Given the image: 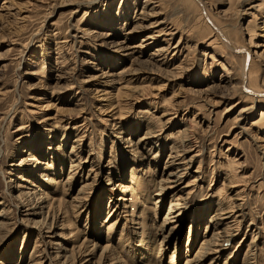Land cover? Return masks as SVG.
Segmentation results:
<instances>
[{
	"label": "rangeland",
	"instance_id": "1",
	"mask_svg": "<svg viewBox=\"0 0 264 264\" xmlns=\"http://www.w3.org/2000/svg\"><path fill=\"white\" fill-rule=\"evenodd\" d=\"M204 1L208 15L231 42L250 47L252 36L256 77H262L264 0H236L231 6L227 0ZM142 4L0 0V264H59L65 254L61 248L69 256L84 239V249L94 244L90 264H140V231H147L151 221L152 229L159 227L169 196L183 191L191 179L197 191L185 203L174 234L162 244L163 259L172 256L169 264H183L198 251L216 209L240 204V227L215 264H243L252 246L255 264H264V129L251 127L255 112L243 121L235 118L246 105L234 93L235 80H229L237 78L240 60L222 53L215 41L208 45L211 35L201 28L199 12L188 0H160V13L150 16L142 13ZM156 21L165 23L157 29L172 26L177 31L173 45L183 39L181 51L165 61L151 56L159 45L165 46L162 40L134 48ZM137 25L140 29L125 39V32ZM216 61H223L225 68ZM148 132H153L152 142L141 144L135 156L129 154L125 140L137 141ZM28 156L36 161L20 164ZM70 161L81 172L77 170L68 189L63 181ZM91 166L99 174L94 182L87 171ZM42 171L58 182L56 189L41 180ZM166 171H180L182 178L153 208V179ZM87 183L90 190L81 192L86 196L83 213L74 216V201L81 200L78 191ZM36 187L49 200H61L56 219L50 216L57 213L53 208L47 216H25L26 209L40 212L37 202L33 210L22 204L24 194ZM110 211L118 217L107 224ZM191 217L195 239L188 234ZM67 218L68 226H63ZM58 241L63 245L55 250ZM158 245H153L154 255ZM116 253L118 261L112 260ZM148 260L146 264L153 261Z\"/></svg>",
	"mask_w": 264,
	"mask_h": 264
},
{
	"label": "bare ground",
	"instance_id": "2",
	"mask_svg": "<svg viewBox=\"0 0 264 264\" xmlns=\"http://www.w3.org/2000/svg\"><path fill=\"white\" fill-rule=\"evenodd\" d=\"M132 1H135V0H132ZM159 1L160 0H143V4L140 7V10L142 11L143 14L146 13V16L156 15V14L160 13ZM188 1L199 12V16L201 17V28L206 33L211 35L210 38H212V41L209 42L208 45H210L212 42L215 41L216 44L218 43L217 46H219L222 53H227L228 56H230V55L237 56L240 60V67H239V72L237 74V78H229V80H235V83L232 86L234 89V93L235 92H236V94L238 93L240 96V99L243 102H246V105L243 107L241 106L242 108L240 110H238L237 116L235 118L238 117L241 119V121H243L248 116L249 113L255 112V114H257V115H256L255 119H252V121L250 123L251 127L256 128L255 129L256 131H259V129H261V128L264 129V70L262 71V74H263L262 77L260 75H259L260 77H256L257 67H255L256 65L254 64L253 57H252L255 54L252 50V48H254L255 45H254V47L252 45L253 44L252 40H251L252 36L250 37V42H249L251 44L250 47L245 46V45H238V44L231 42L230 39L225 34V32L218 25H216L214 23L213 19L208 15V11L206 9L207 5H206V2L204 0H188ZM234 1H236V0H227L228 5H230V6L233 5ZM90 3H93V2H90ZM255 8H258V6H256ZM134 11H135V9H134ZM148 11L151 14H147ZM162 22L163 21H156V22L150 23L149 28H152V29L153 28L154 29L160 28L162 26V24H165ZM137 29H140L139 25H137V26L133 27L132 29H130L129 31L125 32L126 34H128V36L125 35L124 38L127 39L129 37V34H131V33L133 34V32H136ZM153 30L151 31V33H148V35L144 39H142L141 43L139 45L135 46L134 48L140 49V48H145L146 46L149 47L150 44H153L154 42H157L158 40H162L164 42L163 44L165 46L159 45L156 49H154V53L151 56L162 57V59L164 61L167 58V56H169L170 53H171V56H174V54L181 51V46L183 45V39L181 37H179L178 40L176 41V43L173 45L172 41L175 38L174 36L176 35L175 33L177 31L174 28H172V26H170L169 28L167 26H164L163 29H157L154 31ZM104 36L108 37L109 35L104 34ZM182 48H184V47H182ZM137 52L139 53L140 51L137 50ZM204 55L208 56V54H206V53L201 54V56H204ZM209 58H211V57H209ZM216 64L221 66L222 68H225V63L223 61L222 62L216 61ZM258 82H260L259 84H261L262 86L258 85ZM232 97H233V95H232ZM152 138H154L153 132L152 133L148 132V133H145L143 137L138 138L137 141L133 140L132 138L126 139L125 144H127L126 146L128 148V151H129L128 153L135 156L138 148L141 147V144H143L142 146L146 147V145H148L147 143L152 142V140H151ZM150 149H149V151H150ZM153 155H155V154H153ZM153 158H155V156H153ZM53 159H54L53 156H51L50 157L51 163H53V161H54ZM184 159L185 158H182L181 160H184ZM191 159H192V157L189 158V160H188L189 163H190ZM26 160L28 161V160H35V159H33L32 156L31 157L28 156L27 159H24L20 164H25V162H27ZM36 163L38 166L46 165L49 167L48 164H44L43 162H36ZM73 163H76V162L70 161V167H69L67 177L63 181V184H64L63 186L69 185L68 189H70L72 181L74 180L76 175L79 173V172H77V170L80 171V169L78 168V164L73 165ZM170 163H174V162H170ZM62 164H64V163L61 162V166H62ZM181 164L187 165V163H181ZM92 167L93 166H91V168L89 167L87 169V171L93 173L91 180H92V182H94V180L96 179V177L99 176V174L97 172L94 173L95 171L92 170L93 169ZM179 167H177L176 170L179 169ZM166 168H168V167L165 165L164 170H166ZM171 171H173V169ZM39 176L43 182L49 183L48 185L51 187H54L55 189L59 185L58 182H55L54 178L50 174H47L45 171H42V174H40ZM133 177H134V168L131 166L130 167V180ZM180 178H182V174L180 173V171H178L176 173L166 171L162 174L160 179H153V182L155 181L154 184L157 186V193H155V196L157 198H156V200H154L153 208L159 207L158 205H159V203L161 204L162 200L164 199V197L166 195L167 190H172L174 188V186L171 184H178L180 182L179 181ZM172 179H176V181L172 180ZM130 180H129V182H130ZM191 180L192 181L188 182L187 185H185L182 188L183 191H181V192L178 191L177 194L172 193L169 196L170 200L168 203L166 214L163 217L161 223L159 224V227H156V229H152V221L151 222L149 221L150 222V224H149L150 228L145 232L144 231H140V233L138 232L139 235H141L143 237V239L140 241L141 244L139 246V249L141 252L140 256L142 257L141 260L143 261L140 264H146L147 259H149L148 262L153 260L150 262L151 264H152V262H155L156 259H157V264H158V260H159V262L163 260L164 262H166V264H169V262L173 260L172 256H169V258H167V261H165L163 259L164 252H165L166 248H164L162 246V244L164 242H167V239L172 237V235L174 234V231L178 227L179 220L182 218L183 213L185 214V210H184L185 209L184 208L185 203L188 200H190L192 198V195L194 193H196V191H197L198 186L194 185L196 182L195 179H191ZM92 182H91V184H92ZM91 184L87 183L86 187H85V185L82 186L80 188V190L78 191V194L80 195L82 191H84L86 189L88 190ZM127 184H129V183H127ZM129 187L130 186H127L125 189H128ZM84 192H86V191H84ZM134 192H136V191H134ZM84 194H83V196L81 194V196L83 197V198L81 197L82 201L79 199L76 202L77 204H75V201H74L75 199L73 200L74 201V205H73L74 216H80V214L83 213V205L82 204H83V202L86 201V196H84ZM134 194L135 193H133V197H132L133 203L136 201V197L134 198ZM24 196H27V199L22 200L20 198L23 202L22 203L23 207L29 206L33 210L32 205L37 202L38 206L36 207V210H40V212H41V210L43 211V213H40V212L36 213V212H29L28 209H26L25 211L27 213L25 214V216H28V217L29 216H35L37 214L38 215L44 214L45 216H47L48 212L52 213L51 211L53 209H56L54 211L57 213L53 212L52 214H50L51 217L55 218V216H58L59 214H61V208H62L61 207L62 204L60 203L61 200L59 199L60 200L59 201V200H55L52 198L49 200L47 195H45V193L43 192V190L39 191V188H37V187L35 189H31L30 191H28L26 194H24ZM76 198H77V196H76ZM119 200H122V199H119ZM52 202L56 204V206H54L55 208L51 206ZM123 205H125V204H123ZM135 206H136V204H134V207ZM240 206H241L240 204H237L235 206L233 205L231 208L230 207H228V208L227 207L226 208L220 207V208L216 209V212H214L213 215L211 216L213 219L215 218L212 222H210L211 226L205 225L206 227L204 229V233L201 237V240L199 241L200 244L198 246V251L192 257H187L184 260L183 264H204V262L207 259H209V262L207 264H215V258L219 257V255H221L224 252V250L226 249L225 246L227 244H229L232 241V238L235 236L233 233L238 231V229L240 227V220L243 218V215H244L243 212L239 209ZM85 207H86V205H85ZM134 207H133V209H134ZM137 207H139V206H137ZM122 208L124 209V206ZM125 212L126 211L124 210L121 213H125ZM113 213H114V211L109 212L108 218L105 220V223H107V222L110 223V221L112 219H116V217H118V214H116V213L113 214ZM222 216H226V217L223 218ZM109 217L111 219H109ZM151 218H152V220H155V213L152 214ZM220 220H229V221H227L225 224L221 225L219 223ZM68 221H69V218H67V221H65V224L63 226H68V224H67ZM116 221H118V220H116ZM51 222L48 224L49 226L51 225ZM193 222H195V225H196V221L194 220L193 217H191L190 227L188 226L189 227L188 228L189 229V233H188L189 239L190 238L195 239V237H196V229L193 227ZM62 224H63V222H62ZM0 225H2V224L0 223ZM110 225H112V224H110ZM135 225H137V227H139V228L136 227L137 231H139L140 225H138L137 222ZM220 226H222V227H220ZM141 228H143V226ZM107 230H108V227H107ZM134 231H135V229H134ZM59 238H60V236H59ZM95 239L98 240L101 238H95ZM187 241L188 242H186V243L189 244V240H187ZM58 242L60 244L55 242L56 247L52 246L53 248H55V250H58L59 245L60 246L63 245V244H61L60 241H58ZM84 242H85V239L81 242V244L76 246L75 249H78L77 250L78 252L77 251L74 252L75 251L74 250L73 252H70L71 254L69 256H67L68 250L60 247L62 249V251L65 252V254L63 257L64 260L59 264H77V263H79V264H90L91 260H92V252L91 251L94 247V244L88 245L84 249V246H83ZM52 243H54V242H52ZM89 244H91V243H89ZM191 244L194 245L193 243H191ZM153 245H158L157 246L158 250H157V253L155 255H154V251H153L154 250ZM79 247L80 248L82 247L81 248L82 250H80ZM254 247L255 246H252L253 249H249L247 247L248 249L245 252L246 258H245V256L243 257V258H245V260L247 259V261H244L246 263L243 262V264H255L256 263L255 262L256 256L254 253V251H256V249H254ZM251 250H253V251H251ZM52 251H54V250H52ZM53 253H48V255H51ZM55 254H56V251H55ZM56 255H58V254H56ZM161 255H162V257H161ZM70 256H72L71 259H68ZM50 257H52V256H50ZM149 257H151V258H149ZM48 258L46 255V257L44 256L43 259L47 260ZM38 259H40V257ZM145 259H146V261H145ZM53 260H54V258H53ZM55 260H57V258H55ZM112 260H115V261L119 260L117 253L112 258ZM223 264H225V263H223Z\"/></svg>",
	"mask_w": 264,
	"mask_h": 264
}]
</instances>
